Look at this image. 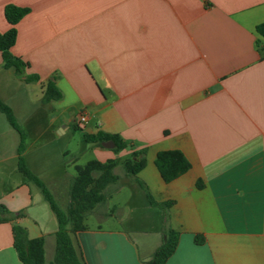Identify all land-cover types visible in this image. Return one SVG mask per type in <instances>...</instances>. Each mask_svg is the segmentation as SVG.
Wrapping results in <instances>:
<instances>
[{"label": "crops", "instance_id": "obj_1", "mask_svg": "<svg viewBox=\"0 0 264 264\" xmlns=\"http://www.w3.org/2000/svg\"><path fill=\"white\" fill-rule=\"evenodd\" d=\"M8 4L29 9L15 25L10 51L39 81L0 72V98L20 129L27 126L34 136L29 141L21 129L23 159L53 199L69 205L81 154L123 162L142 150L145 166L137 178L156 201H173L169 225L179 238L165 264H264V39L255 31L264 22V0H0V33L11 27ZM7 70L0 55V71ZM48 80L60 100H42ZM48 132L67 143L77 132L118 135L127 147L115 153L83 135L79 149L64 147L50 161L31 152ZM18 144V132L0 116V205L16 216L0 223V264H22L14 224L29 239L43 238L44 264H51L57 221L20 172ZM167 150L190 163L170 183L154 165L157 152ZM122 176L85 220H119L118 202L112 215L107 205L123 187L143 194ZM158 210L140 219L141 227L103 229L84 221L86 229L71 234L78 257L85 264H144L164 242Z\"/></svg>", "mask_w": 264, "mask_h": 264}, {"label": "trees", "instance_id": "obj_2", "mask_svg": "<svg viewBox=\"0 0 264 264\" xmlns=\"http://www.w3.org/2000/svg\"><path fill=\"white\" fill-rule=\"evenodd\" d=\"M29 13L28 8H20L11 4L4 7V17L11 26L6 32L0 33V55L2 67L4 69L12 68L16 75L23 78L25 83H36L39 81L37 75H26L25 69L28 66L21 58L12 55L11 48L16 40L15 25ZM256 33L264 39V22L257 25ZM264 55V50H261ZM60 91L55 87L53 80H48L43 101L61 99ZM0 113H2L10 126L19 134L18 167L22 175L34 183L48 203L57 221V231L55 233V250L51 264H85L78 257L74 248L71 234L84 231L85 218L94 210V208L106 200L105 190L107 187L118 181V176L114 170L118 166L116 160H107L101 163L97 160H90L84 165L74 167L75 176L72 179L69 189V205L61 209L44 184L26 167L23 159L24 151V133L18 126L12 110L0 98ZM86 143H94L101 146L103 142H112L113 152L118 153L127 147V144L118 136L96 132L84 133ZM154 165L165 183H170L190 169V163L184 155L178 150H167L157 152ZM124 174L132 179L143 192L147 203L158 208L163 212V225L165 241L153 252L152 256L144 264H165L169 257L174 253L179 234L169 225V209L173 201L158 202L149 192L146 185L137 178V174L145 166V152L134 151L131 157L121 162ZM198 189L202 188L200 182L196 183ZM16 218L10 214L7 209L0 205V223L11 222ZM14 238V249L18 259L22 264H44V240L43 238L29 239L25 229L14 224L12 227ZM197 245H201L204 239L200 236L194 238Z\"/></svg>", "mask_w": 264, "mask_h": 264}, {"label": "rangeland", "instance_id": "obj_3", "mask_svg": "<svg viewBox=\"0 0 264 264\" xmlns=\"http://www.w3.org/2000/svg\"><path fill=\"white\" fill-rule=\"evenodd\" d=\"M0 72H13V69L9 68L7 71H0ZM1 93L3 94V90ZM0 116H3V115H0ZM21 129L26 134H28L30 138L29 141L35 140L34 136L30 137L27 126H21ZM37 129L39 131V129H42V128H37ZM83 135L84 134L77 132L76 137L73 139V141L67 143L65 139L59 138L56 135H53L52 133L48 132L45 135H43L42 140H39L41 141L40 143H44V144L42 146L41 145L38 146L39 144L34 145L32 148L33 151L31 152H34V151L42 152L43 154H46L50 158L49 159L50 161H55L57 158V154L60 152L62 148L68 146L69 148H72L73 150L79 149L82 145ZM92 159H94V156L89 153L81 154L78 160V165H84L87 161L92 160ZM116 161L119 164L115 168L114 172L118 177L122 178L123 177L122 175H124V171L121 166V161L120 159ZM55 202L63 210H65L68 207L67 204L65 205L63 203H60L56 199H55ZM114 202L115 203L118 202L117 212H118L119 220L113 219V217H107L106 219L97 220L95 217L91 216L85 220V223L88 224L90 227L96 226L99 224L103 229H122V228H126V226H128V228H130V226L137 227L141 225L140 219L142 218L147 219L149 217H154L153 212L159 211L158 209H153V211L146 210L145 207L148 208V204L143 194L140 191H137L136 193L135 192L132 193L131 191L127 189V187H123L122 191H120V193L115 196L114 200L108 203L107 205L108 215H112L115 212V210L112 208L114 205ZM104 210L105 209L102 208V209H99L98 212L102 213L104 212ZM52 249L53 248H49L47 246L46 248V258L47 259H51L52 254H53Z\"/></svg>", "mask_w": 264, "mask_h": 264}, {"label": "water", "instance_id": "obj_4", "mask_svg": "<svg viewBox=\"0 0 264 264\" xmlns=\"http://www.w3.org/2000/svg\"><path fill=\"white\" fill-rule=\"evenodd\" d=\"M101 146L106 149H113L114 144L112 142H103ZM163 241H165V236H163Z\"/></svg>", "mask_w": 264, "mask_h": 264}, {"label": "built area", "instance_id": "obj_5", "mask_svg": "<svg viewBox=\"0 0 264 264\" xmlns=\"http://www.w3.org/2000/svg\"><path fill=\"white\" fill-rule=\"evenodd\" d=\"M79 124H81V125H86V122H87V118H86V116L85 115H80V117H79Z\"/></svg>", "mask_w": 264, "mask_h": 264}]
</instances>
